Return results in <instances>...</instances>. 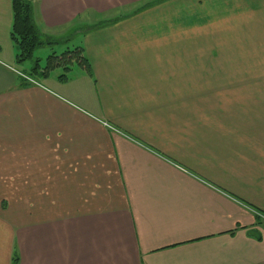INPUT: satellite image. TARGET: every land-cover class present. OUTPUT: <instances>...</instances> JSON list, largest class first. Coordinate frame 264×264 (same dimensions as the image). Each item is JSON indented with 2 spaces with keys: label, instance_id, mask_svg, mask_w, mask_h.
Returning <instances> with one entry per match:
<instances>
[{
  "label": "crops",
  "instance_id": "crops-1",
  "mask_svg": "<svg viewBox=\"0 0 264 264\" xmlns=\"http://www.w3.org/2000/svg\"><path fill=\"white\" fill-rule=\"evenodd\" d=\"M159 1L33 0L41 66L91 67L38 84L0 15V264H264V120L198 93L197 20Z\"/></svg>",
  "mask_w": 264,
  "mask_h": 264
},
{
  "label": "rangeland",
  "instance_id": "rangeland-1",
  "mask_svg": "<svg viewBox=\"0 0 264 264\" xmlns=\"http://www.w3.org/2000/svg\"><path fill=\"white\" fill-rule=\"evenodd\" d=\"M11 3L12 0H3L0 6V15L4 16L5 20L13 12ZM144 5L145 3L140 2L126 9L127 11L120 12H135L144 8ZM173 9L172 13L176 15L192 13L194 15L190 18L193 19L195 16L197 20V36L194 35L191 39L198 44V59L207 58L209 68L205 71L207 74L205 77L210 78L207 85L196 87L198 93H213L224 97L233 94L231 97L239 98L235 105L245 110L253 109L252 112L257 111L264 120V0H181L177 10L175 7ZM120 12L115 15L121 14ZM90 18L93 22L92 18L95 20L96 16ZM6 35L10 36L9 26L0 24L1 40L8 41ZM41 49L36 50L35 57L39 55ZM31 63L27 60L21 64L17 60L16 63L11 62L13 67L9 65L5 67L15 73H18L15 67L18 71L29 73L27 67ZM203 65L204 63L198 60L195 73L199 72ZM81 84L82 81L80 86ZM48 85L54 89L50 83Z\"/></svg>",
  "mask_w": 264,
  "mask_h": 264
},
{
  "label": "trees",
  "instance_id": "trees-1",
  "mask_svg": "<svg viewBox=\"0 0 264 264\" xmlns=\"http://www.w3.org/2000/svg\"><path fill=\"white\" fill-rule=\"evenodd\" d=\"M33 0H12L14 12L13 26L11 38L18 46L17 60L19 63L27 60L34 61L33 72L41 73L42 76H48L56 69H62L61 79H67V74L71 71L72 66L79 65L87 69L91 73L90 62L84 55V48L81 46L73 49H68L60 54L52 52L46 58V65L41 66L40 58L35 57V52L38 48L46 45H53L58 40L52 39L43 29L37 24L34 17ZM256 235L259 236L257 233ZM12 264H19L18 253L15 250Z\"/></svg>",
  "mask_w": 264,
  "mask_h": 264
}]
</instances>
